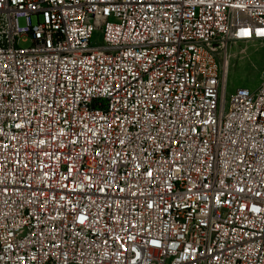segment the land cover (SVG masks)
Returning a JSON list of instances; mask_svg holds the SVG:
<instances>
[{
	"label": "built area",
	"instance_id": "1",
	"mask_svg": "<svg viewBox=\"0 0 264 264\" xmlns=\"http://www.w3.org/2000/svg\"><path fill=\"white\" fill-rule=\"evenodd\" d=\"M239 42L264 0H0V264H264Z\"/></svg>",
	"mask_w": 264,
	"mask_h": 264
},
{
	"label": "rangeland",
	"instance_id": "2",
	"mask_svg": "<svg viewBox=\"0 0 264 264\" xmlns=\"http://www.w3.org/2000/svg\"><path fill=\"white\" fill-rule=\"evenodd\" d=\"M22 27L26 21L23 17L19 19ZM96 44L102 40L97 38ZM22 46H29L30 42H22ZM227 74L230 82L229 93L233 88L246 86L256 88L264 77V45L258 43L239 42L232 46L230 51Z\"/></svg>",
	"mask_w": 264,
	"mask_h": 264
}]
</instances>
